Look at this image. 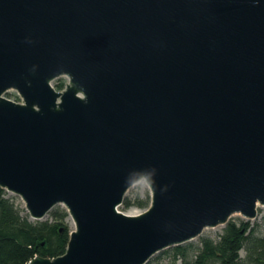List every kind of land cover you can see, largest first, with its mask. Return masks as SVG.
I'll return each instance as SVG.
<instances>
[{
	"label": "water",
	"instance_id": "95a60500",
	"mask_svg": "<svg viewBox=\"0 0 264 264\" xmlns=\"http://www.w3.org/2000/svg\"><path fill=\"white\" fill-rule=\"evenodd\" d=\"M141 180L151 205L126 214ZM0 187L74 222L65 254L27 264H147L255 219L264 0H0Z\"/></svg>",
	"mask_w": 264,
	"mask_h": 264
},
{
	"label": "trees",
	"instance_id": "16d2710c",
	"mask_svg": "<svg viewBox=\"0 0 264 264\" xmlns=\"http://www.w3.org/2000/svg\"><path fill=\"white\" fill-rule=\"evenodd\" d=\"M6 195L7 190L0 187V264H27L37 255L53 259L66 253L72 232L66 224L67 209L57 206L51 221L32 222ZM123 205L142 208L150 203L140 196H126ZM163 253H168L170 264H264V235L257 234L250 221L229 220L218 240L201 237L198 245L187 242Z\"/></svg>",
	"mask_w": 264,
	"mask_h": 264
},
{
	"label": "rangeland",
	"instance_id": "374dc122",
	"mask_svg": "<svg viewBox=\"0 0 264 264\" xmlns=\"http://www.w3.org/2000/svg\"><path fill=\"white\" fill-rule=\"evenodd\" d=\"M69 82V78L68 77H60V79H57L53 82V86L58 90L61 91L65 88V85ZM61 83L64 84L63 88L59 89L58 85H61ZM19 95L17 94V92L15 91H10L9 94L6 97H9L12 100L17 101V97ZM21 100V99H20ZM8 198H12L16 204V206L18 207V209L21 210V215L24 217H27L28 219H30L32 222L37 221V220H33L30 218V213L28 211V209L25 206V202L23 200V198H20L18 195L14 194V193H9L7 191V195ZM127 196H129L130 198H135L137 196H140V198H142L143 200H148L149 203L151 202V196H152V192L150 191L149 185L145 180H141V182L137 183L136 185L130 187V189L127 192ZM151 205V203H150ZM57 206L64 208L61 205H56L55 207L57 208ZM148 207H138V206H131V208H125L124 205H122L120 207V210L123 211L126 214H140L143 211H145ZM55 209V208H54ZM53 211V210H52ZM50 211L46 216L44 220H40V221H45V220H52L51 218V212ZM70 217L67 216L66 219V224L68 225V227L71 230H74L75 228L72 227L71 225V221L69 219ZM230 220L233 221H249L247 219H245L241 214H236L234 216L231 217ZM251 224L252 226H254L255 231L257 232V234L259 235H264V206L261 205L260 207H258V216L255 219H251ZM226 225H219V227L216 228H208L206 230H204L203 234L199 237H197V239L192 240L190 242L198 245L200 243L201 237H211L214 240H218L219 239V235H221L223 233V230L225 229ZM164 252V251H163ZM157 253L154 258H152V264H170V257L168 256V253ZM242 255L244 256L245 253L244 251H241Z\"/></svg>",
	"mask_w": 264,
	"mask_h": 264
},
{
	"label": "bare ground",
	"instance_id": "6f19581e",
	"mask_svg": "<svg viewBox=\"0 0 264 264\" xmlns=\"http://www.w3.org/2000/svg\"><path fill=\"white\" fill-rule=\"evenodd\" d=\"M70 219V221H71V225H72V227H74V222H73V220L71 219V218H69Z\"/></svg>",
	"mask_w": 264,
	"mask_h": 264
}]
</instances>
